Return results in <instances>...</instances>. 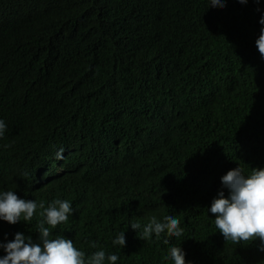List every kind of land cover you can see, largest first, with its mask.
I'll return each instance as SVG.
<instances>
[{
  "label": "trees",
  "instance_id": "trees-1",
  "mask_svg": "<svg viewBox=\"0 0 264 264\" xmlns=\"http://www.w3.org/2000/svg\"><path fill=\"white\" fill-rule=\"evenodd\" d=\"M208 6L0 0V190L69 200L53 238L116 264H172L173 245L192 264H264L258 241L225 240L206 209L228 170L264 167V0ZM42 211L0 221V242L38 239ZM167 214L184 229L169 244L129 226ZM121 232L123 248L112 244Z\"/></svg>",
  "mask_w": 264,
  "mask_h": 264
},
{
  "label": "clouds",
  "instance_id": "clouds-1",
  "mask_svg": "<svg viewBox=\"0 0 264 264\" xmlns=\"http://www.w3.org/2000/svg\"><path fill=\"white\" fill-rule=\"evenodd\" d=\"M239 2L246 4L248 0ZM225 5L226 0H209L208 7ZM259 24L260 34L255 45L264 58V13L261 14ZM6 130V122L0 119V138L4 137ZM63 153V148L56 150L55 159L62 160ZM220 185V190L206 208L208 213L214 214L215 227L225 240L233 243L258 241L257 250L264 252V167L246 171L239 165L220 177ZM38 208L43 209L39 213L42 219L37 224L38 239L16 232L12 240H7L5 234V242H0V249L5 253L0 256V264H116L118 255H106L103 248L86 256L84 251L74 246L72 239L63 235L53 238L52 230L73 214L74 209L69 200L57 198L45 207L43 202L38 203L35 199L18 197L13 190H0V221L13 225L21 221L28 222ZM129 226L141 239L153 236L160 239L161 234L166 233L164 244H169L167 237L178 239L184 232L178 217L173 214L160 218L152 215L148 217L147 223L134 221ZM112 244L123 248L126 244L125 232L119 233ZM91 247L96 248L95 242ZM185 256L181 245H173L164 259H170L172 264H192L185 260Z\"/></svg>",
  "mask_w": 264,
  "mask_h": 264
}]
</instances>
